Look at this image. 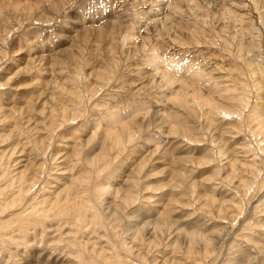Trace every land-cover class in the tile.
Listing matches in <instances>:
<instances>
[{
	"label": "rangeland",
	"instance_id": "rangeland-1",
	"mask_svg": "<svg viewBox=\"0 0 264 264\" xmlns=\"http://www.w3.org/2000/svg\"><path fill=\"white\" fill-rule=\"evenodd\" d=\"M252 115L264 0H0V264H264Z\"/></svg>",
	"mask_w": 264,
	"mask_h": 264
},
{
	"label": "bare ground",
	"instance_id": "bare-ground-1",
	"mask_svg": "<svg viewBox=\"0 0 264 264\" xmlns=\"http://www.w3.org/2000/svg\"><path fill=\"white\" fill-rule=\"evenodd\" d=\"M132 35H131V33L130 32H128V33H126V35H124L123 37H124V39L123 40H125L126 38L127 39H129V37H131ZM126 39V40H127ZM131 39V38H130ZM145 45V44H144ZM157 53V52H156ZM156 53H154V52H152L151 53V55H150V61L155 65V69H157V70H160V72H162V75H163V77L166 79V81L168 82V83H174L175 81H177V79L174 77V75L173 74H171L168 70H166L167 68H165V67H161L160 65H158V63L160 62V61H157L156 60V58H157V54ZM156 70V71H157ZM160 75V74H159ZM180 83V82H179ZM188 84H186V86H181L180 85V87H179V91H182V98H183V100H194V103H195V101H198L199 102V104H202V105H207L208 107H209V110H210V112H211V110L212 109H214V105H215V103H212V101L214 100V99H212V98H209V97H206L205 95H200L199 93H198V91L197 92H194V91H191V90H189L188 89ZM199 92H200V90H199ZM87 96V95H86ZM93 97V96H92ZM178 97H180V96H178ZM91 98V97H90ZM180 100V99H179ZM181 102V101H180ZM186 102H188V101H186ZM189 103V102H188ZM244 103V102H243ZM182 104V103H181ZM191 104V103H190ZM197 105H198V103H197ZM224 106V105H223ZM223 106H222V104H220V102H219V104H217L215 107L218 109V110H221V111H223ZM190 107V106H189ZM185 108V107H184ZM227 108V107H226ZM225 109V108H224ZM241 109H238V111H240ZM225 111H226V109H225ZM59 112V111H58ZM218 112V111H217ZM236 112V111H235ZM57 113V112H56ZM215 113V112H214ZM226 113H228L229 114V112H227L226 111ZM240 113L241 112H238V114H239V117L240 116H242V115H240ZM60 114V113H59ZM225 114V113H224ZM237 114V115H238ZM74 116V115H73ZM76 116V115H75ZM229 116V115H228ZM253 117H249V121L250 122H255L256 121V125L254 126V127H256V129H257V131L258 132H260V133H263V135H262V138L264 139V120H262L263 119V117L260 119V118H258L257 116H255V115H252ZM64 117V116H63ZM66 117V116H65ZM238 117V116H237ZM73 119V118H72ZM110 121V120H109ZM133 124V123H132ZM121 125V124H120ZM123 126V125H122ZM124 127H125V125H124ZM127 129V128H126ZM111 130V129H110ZM128 130V129H127ZM130 131V130H129ZM134 131V130H133ZM106 133V132H105ZM254 133V132H253ZM114 134H116V133H114ZM117 135V134H116ZM132 135V134H131ZM120 136H122V135H120ZM126 136L128 137V140H129V136H130V132H128V134H126ZM117 137V136H116ZM115 138V137H114ZM121 138V137H120ZM125 138V137H124ZM131 138H132V136H131ZM123 139V138H122ZM189 139V138H188ZM261 139V138H260ZM263 139H262V141H263ZM0 140H2V141H4L5 140V138L3 139H1L0 138ZM117 141L118 142H120V141H122V140H120V139H117ZM124 141V140H123ZM260 141V140H259ZM123 143V142H122ZM2 144V143H1ZM114 146H116V145H114ZM118 146H119V144H118ZM262 146V145H261ZM263 147V146H262ZM264 148V147H263ZM14 149V148H13ZM263 151V150H262ZM19 152V151H18ZM21 152H22V149H21ZM77 152V151H76ZM104 152V151H103ZM88 153V152H87ZM98 153H100V154H102L101 152H98ZM105 153V152H104ZM264 153V152H263ZM96 154V153H95ZM17 156V155H16ZM96 156V155H95ZM99 156V155H98ZM95 157V158H92V156H90L91 157V161L93 162V161H95V160H99V157ZM105 156V155H104ZM94 157V156H93ZM9 158V157H8ZM102 159H103V157H101ZM105 158H106V156H105ZM87 160H89V159H86V162H87ZM79 162V161H78ZM97 164H98V162H96ZM234 163H235V160L233 161V165H234ZM107 164V163H106ZM110 164V163H109ZM237 164V163H236ZM242 164V163H241ZM242 165H244L245 166V168L247 167L248 168V166H250V167H253V164H242ZM248 165V166H247ZM76 166V165H75ZM14 168V167H13ZM254 168V167H253ZM24 169V168H23ZM240 169V168H239ZM261 169V168H260ZM24 170H26V169H24ZM143 171V170H142ZM250 172V171H249ZM22 173V172H21ZM21 173H20V177H19V175H18V177L19 178H17V176H16V179H20V178H22V175H21ZM26 175V174H25ZM89 176V175H88ZM178 176V175H177ZM3 177V176H2ZM2 177H0V180H1V178ZM30 177V176H29ZM29 177H28V179H29ZM216 177V176H215ZM27 179V178H26ZM25 179V180H26ZM84 179V178H83ZM21 180V179H20ZM30 180L32 181V178H30ZM258 180V179H257ZM22 181H24V180H22ZM228 181V180H227ZM83 182V181H82ZM14 183V182H13ZM23 184V183H22ZM26 184V183H25ZM35 184V183H34ZM256 182L253 184V185H249L248 183H243L242 184V189H244V191L246 192V191H250V189L251 188H253L254 186H256ZM17 185V184H16ZM8 187V186H7ZM12 187V186H11ZM13 188V187H12ZM104 188V187H103ZM117 189H119V188H117ZM115 191H117L116 189H114ZM85 191V190H84ZM28 191L27 190H23V189H19V194L20 195H17L15 198H13L10 202H8V203H5V205H4V207L2 206V208H7V207H14V206H16V205H18L19 203H21L20 202V199L22 198V195L21 194H23V193H27ZM32 192V191H31ZM30 192V193H31ZM118 192V191H117ZM240 192H242V191H240ZM0 193H5L4 191H3V188H1L0 189ZM68 193V192H67ZM85 194H86V191L84 192ZM88 193V192H87ZM101 193V192H100ZM116 193V192H115ZM123 193V192H122ZM84 194V195H85ZM30 195V194H29ZM116 195H118V194H116ZM242 195V194H241ZM9 196V195H8ZM7 196V197H8ZM69 195H66L65 196V198H64V200L63 201H65V202H63V203H59V212L61 213V214H65V215H67V214H71V213H73V212H77V218H80V216H81V213H79V211H80V209H79V211H76V210H74V206H77V205H80V207L82 206V207H84V208H86L88 205H90V207L92 208L93 207V205L92 204H90L91 203V201H89V203L87 202V200L85 199V198H83V196H82V194L81 195H76V194H74V196L73 197H75V196H78L77 198H75V199H73V198H69L68 197ZM119 196H120V194H119ZM118 196V197H119ZM124 196V195H123ZM200 196V195H199ZM2 197V196H1ZM85 197V196H84ZM212 197V196H211ZM6 198V197H5ZM4 198V199H5ZM25 198V197H24ZM87 198V197H86ZM171 198V197H170ZM26 199V198H25ZM76 199H78V200H76ZM89 199V198H88ZM6 200V199H5ZM9 200V199H8ZM73 200V201H72ZM207 200V199H206ZM229 201H230V199H229ZM236 201V200H235ZM5 202V201H4ZM24 202H26V201H24ZM42 202H45L44 200L42 201ZM53 202V201H52ZM217 202V201H216ZM231 202V201H230ZM124 203V202H123ZM242 203V202H241ZM238 204V205H235L236 207H235V209H236V211L237 212H240L242 209H243V205L242 204ZM22 204H24V203H22ZM40 204H42V203H40ZM171 204V203H170ZM19 205H21V204H19ZM31 205V204H30ZM95 206V205H94ZM210 206V205H209ZM224 206V205H223ZM34 207H36V206H34ZM31 208H32V206H31ZM36 208H38V207H36ZM27 209V208H26ZM34 209V208H33ZM223 209H225V208H223ZM8 210V209H7ZM37 210L38 209H36V211H31V210H29L28 212H26V214H30V213H34V215H37L38 216V212H37ZM42 210H44V209H42ZM93 211H95L94 209H92ZM227 210V209H226ZM23 212V211H22ZM22 212H20L21 214H22ZM37 212V213H36ZM2 213H4V212H2ZM235 213V212H234ZM1 214V213H0ZM97 214V213H96ZM18 216V215H17ZM21 216V215H20ZM77 218H76V220H77ZM98 218H99V215H98ZM98 223V222H97ZM83 225V224H82ZM168 230V229H167ZM4 231V230H3ZM157 231V230H156ZM189 233V232H188ZM140 234V233H139ZM191 234V233H190ZM175 235H176V233H175ZM198 234H196V236H197ZM201 235V234H200ZM155 238V237H154ZM193 238H194V236H193ZM201 238V237H200ZM199 238V239H200ZM143 241V240H142ZM202 241V240H201ZM195 242H196V240H195ZM171 243V242H170ZM212 243V242H211ZM158 244V243H157ZM156 244V245H157ZM210 244V243H209ZM208 244V246H210ZM154 245V244H153ZM170 245V244H169ZM188 245V244H187ZM191 246V245H190ZM192 246H193V244H192ZM195 246H196V244H195ZM194 248V247H193ZM188 250V249H187ZM202 250H203V248H202ZM192 252V251H191Z\"/></svg>",
	"mask_w": 264,
	"mask_h": 264
}]
</instances>
